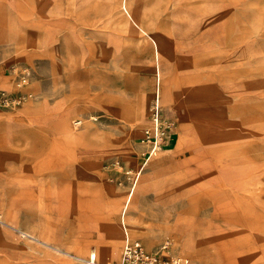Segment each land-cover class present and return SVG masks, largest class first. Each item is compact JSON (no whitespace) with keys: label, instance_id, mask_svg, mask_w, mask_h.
<instances>
[{"label":"rangeland","instance_id":"rangeland-1","mask_svg":"<svg viewBox=\"0 0 264 264\" xmlns=\"http://www.w3.org/2000/svg\"><path fill=\"white\" fill-rule=\"evenodd\" d=\"M77 2L70 10L80 21L74 39L51 41L57 54L50 61H14L13 86L0 89V96L27 93L8 107L0 102L16 128L31 123L16 110L28 100L38 107L47 102L49 126L66 121L49 137L47 152L33 151L31 169L29 152L9 151L0 130V213L14 226L0 221V264H91L93 249L104 261L100 241L113 261L127 235L190 264H220L181 249L182 233L192 226L188 216L212 254H234L222 264H264V0ZM71 93L78 109L73 95L58 105ZM156 93L165 136L145 161L142 139L153 124ZM164 110L173 112L176 132ZM159 156V167L147 168ZM25 168L48 177L37 181L35 208L13 181ZM59 178L74 179L67 185L75 193L72 210L59 204ZM108 184L117 196L108 195ZM219 195L228 201L221 213L211 202ZM14 201L20 205L11 207Z\"/></svg>","mask_w":264,"mask_h":264},{"label":"crops","instance_id":"crops-1","mask_svg":"<svg viewBox=\"0 0 264 264\" xmlns=\"http://www.w3.org/2000/svg\"><path fill=\"white\" fill-rule=\"evenodd\" d=\"M71 1L72 2L68 3L66 6V0H0V89L3 88L5 90H9L13 86V76L8 73V70L10 69L11 65H14V61L27 63L29 61H33L34 57L50 61L51 57H54V55L57 54V52L54 51L57 48L54 45L55 42L50 43L51 41H57V39H61V37H64L65 39H74L73 32L77 28L76 24H78L80 21L75 18L74 13H70V10L71 8H74L76 2L80 0ZM122 1L123 0H121V3ZM121 3L120 7L122 6ZM79 4L80 3H78V5ZM67 7H69V10ZM158 84L161 88V84ZM155 86H157L156 79ZM162 86V93H164L163 83ZM28 89H31V87H28L27 90ZM72 95L75 98V100L72 101V104H74L75 108L78 109L79 105L76 106V104L79 103V97L75 93L66 94L65 97L58 103V105L71 103L68 101V96ZM141 103L142 101L140 104ZM144 103L146 110L150 114V104L145 101ZM77 109H75V111ZM16 110L17 112L30 115L31 123L25 128H16L15 125H12L11 123V114H8L7 112H4L0 109V130H2V134L6 139V144L8 145L9 151L26 149L29 152L30 163L26 167L31 169V164L33 162V151L39 149L40 151H44V153L47 152L49 149V137L57 132L60 123H66V121H57L49 126L48 120L50 116L47 115V112L50 110L47 102H43L41 106L38 107L33 105L32 100H28L22 105L18 106ZM34 121L36 124H34ZM76 121L78 120L73 121V126H76ZM143 122L145 124V120L140 122L141 125ZM141 128L142 126L139 127V130H141ZM34 131H41V133H44V135H41L40 138L34 137ZM43 136H45L46 139L45 137L43 138ZM170 142L171 141H169L168 145H170ZM92 153L85 154L84 156L90 155ZM156 158L158 161L154 163L153 160L155 158L151 159L147 163V168H152L153 166L159 167V161H161V157L159 156ZM151 162L152 165L149 166V163ZM77 164L73 166L74 171L78 169ZM27 168L23 169L25 171V174H21L23 176L17 175L18 177L13 179V181L17 183L20 188L21 193L19 194L23 197H26V199H24V203L35 208L38 202V194L36 192L37 181L47 180L48 177L47 175H32L30 170L28 173H26ZM142 172L145 173V169L140 171V173ZM139 176L137 180L139 179ZM59 179V204L62 210H72L75 206V193L71 192L67 185L70 184V182H72L74 179L67 178L65 181H63L61 178ZM22 180H24L25 183H22ZM33 181H36L35 185L32 183ZM136 183L126 192L129 194V197H133L135 195ZM105 186L110 197L117 196L115 191L117 188L113 186V190L111 188L112 185L108 184ZM223 197L224 196L219 195L216 196V198L214 197L211 201L215 208L220 211V213L223 209L226 211V205L228 204V201H225L224 199L226 197ZM19 205L20 204L15 201L10 204L11 207H18ZM186 220L192 221V226L182 233V239L180 241L181 249L185 248V250L192 251L196 259H199L200 262L208 261L210 257L220 264H222V262L227 258L234 260V254L225 252L219 254V251L215 254H212V251L204 244V240H202L201 236L202 233L198 232L194 218H190L188 216ZM244 221L249 223L247 220ZM162 222H164V219ZM110 229L114 230L117 229V227L115 225H111ZM93 246L94 248H97L96 243H92V247ZM74 248L77 255L83 256V253L78 250V246ZM91 254H95L97 257L96 263L94 264H111L119 259L116 258L110 262L100 261L96 251L95 253ZM69 261L74 264L77 263V261L73 259H69Z\"/></svg>","mask_w":264,"mask_h":264},{"label":"built area","instance_id":"built-area-1","mask_svg":"<svg viewBox=\"0 0 264 264\" xmlns=\"http://www.w3.org/2000/svg\"><path fill=\"white\" fill-rule=\"evenodd\" d=\"M21 82H18V86L21 87L26 82V76H22ZM20 95H14L10 93H2L0 96V102L4 107L10 106V104L17 101V97L24 98L27 93L19 90ZM152 126L147 128L144 132L142 141L149 147L148 151L144 154L147 161L149 157L161 147L165 136V129L163 128L159 105H156L153 112ZM171 245V241L167 240L163 244V249L168 248ZM96 261V255L91 254L90 263L94 264ZM111 264H190V259L185 256H166L161 250L151 251L148 250L141 241L132 238L130 235L126 236L124 248L121 257Z\"/></svg>","mask_w":264,"mask_h":264},{"label":"bare ground","instance_id":"bare-ground-1","mask_svg":"<svg viewBox=\"0 0 264 264\" xmlns=\"http://www.w3.org/2000/svg\"><path fill=\"white\" fill-rule=\"evenodd\" d=\"M155 100H156V102H157V105H159V107L160 106H162L161 105V100H160V95L158 94V93H156L155 94ZM140 112H141V108L139 107V109L137 110V113H138V115L140 114ZM164 115H165V117L166 118H168V119H170V120H172V122L174 123V128L172 129L174 132H176V129H177V121H176V118H175V116H174V114H173V112L171 111V112H169V111H166V110H164ZM150 123V121H148V124ZM80 124V122L78 121H76L75 122V125H79ZM68 127V126H67ZM146 127V126H145ZM172 128V127H171ZM170 128V129H171ZM147 164V163H146ZM143 186V185H142ZM9 216V215H8ZM126 217V216H125ZM129 217V216H128ZM10 218H11V216H10ZM9 217H6V216H4L2 213H0V221L1 222H4V223H6V224H8V225H10V226H12V227H14L13 225H11L10 224V222L9 221H12V219H10ZM17 230H19L21 233H22V235H25V236H30V234L31 235H33L34 237H36V235L33 233V232H30L29 230H24V229H20V228H17V227H15ZM47 243H49V245H53V244H51L50 242H48L47 241ZM100 244H101V252H102V258L101 259H103L104 261H107V262H109L110 260H112L113 258H114V255H113V253H112V250H111V248H109V245H106V244H104L102 241H100ZM147 248V247H146ZM95 249H93V250H90L89 251V257L88 258H91L90 257V254L91 253H95ZM97 252V251H96ZM122 255V254H121ZM78 256V255H77ZM81 257V256H80ZM97 258V257H96ZM99 258V257H98ZM95 263H96V261H95Z\"/></svg>","mask_w":264,"mask_h":264}]
</instances>
